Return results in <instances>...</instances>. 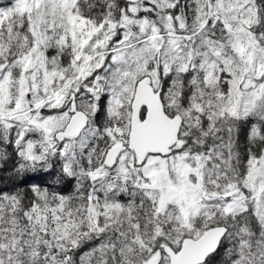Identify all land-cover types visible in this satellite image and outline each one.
I'll return each instance as SVG.
<instances>
[{"label":"snow or ice","instance_id":"6c2138e0","mask_svg":"<svg viewBox=\"0 0 264 264\" xmlns=\"http://www.w3.org/2000/svg\"><path fill=\"white\" fill-rule=\"evenodd\" d=\"M0 264H264V0H0Z\"/></svg>","mask_w":264,"mask_h":264}]
</instances>
